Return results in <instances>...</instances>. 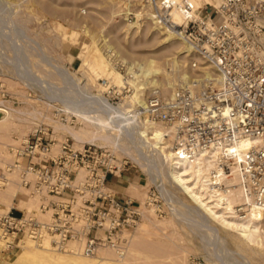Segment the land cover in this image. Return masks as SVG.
I'll return each mask as SVG.
<instances>
[{
  "label": "built area",
  "instance_id": "built-area-1",
  "mask_svg": "<svg viewBox=\"0 0 264 264\" xmlns=\"http://www.w3.org/2000/svg\"><path fill=\"white\" fill-rule=\"evenodd\" d=\"M146 2L156 21L188 45V67L187 79L180 80L172 97L160 88L149 89L137 117L167 128L171 149L179 156L246 136L257 139L240 156L231 155L239 160L235 164L245 192L263 203L264 0H221L218 7L205 6V12L200 8L196 15L184 0L178 5L180 23L173 21L172 0ZM54 141L53 130L39 124L21 146L6 145L9 160L0 151V190L15 171L18 184L39 202L37 210L27 214L15 198L14 205L0 214V249L12 252L30 238L38 245L48 240L56 251L71 250L75 243L86 257L104 247L123 256L143 212L136 199L118 197L108 184L110 176H121L125 164L97 145L76 148L68 137L59 142L60 152L52 154ZM79 169L85 175L76 182Z\"/></svg>",
  "mask_w": 264,
  "mask_h": 264
},
{
  "label": "rangeland",
  "instance_id": "rangeland-1",
  "mask_svg": "<svg viewBox=\"0 0 264 264\" xmlns=\"http://www.w3.org/2000/svg\"><path fill=\"white\" fill-rule=\"evenodd\" d=\"M201 3V8L208 7L204 0ZM145 6H150L145 0H0V101L13 106L35 102L42 112L53 115L57 121L72 127L88 126L77 111L72 114L70 110L117 106L132 94L129 84L118 87L109 83L114 92L100 86L109 81L93 72L102 54L127 78H130L128 66L138 71L148 61H156L161 70L156 76L159 82L168 85V75L177 85L187 78V58L177 50L179 47L183 50L186 44L181 40L164 43L165 37L150 19L152 7L144 10ZM175 8L178 10L177 4ZM141 13L143 16L135 24L136 16ZM120 65L125 66L123 70H119ZM160 89L164 95H171ZM39 124L53 130L47 121ZM32 128L35 126L26 129L24 134L7 132L9 137L1 138L0 143L20 145ZM88 128L93 130L94 126L90 127L89 123ZM53 132L55 145L66 137L75 143L70 135ZM128 132L126 137H131V131ZM102 148L110 151L114 161L125 164L118 179L126 180V186L132 182L141 190L140 196L134 195L131 189V194L128 193L141 205L143 217L147 216V219L141 217L131 234L127 255L120 258L116 252L111 259H124L126 264H264V249L246 245L235 234L225 232L208 219L205 225L210 226L209 230L199 232L192 225L195 220L187 215L194 211L191 202L163 173L165 166H159L162 170L159 174L149 158H142V153L137 155L140 162L152 166L161 180L159 186L151 183L142 166L127 153ZM3 155L7 160L10 158L6 153ZM27 197L29 206L21 207L25 212L36 209L39 204L30 194ZM19 251V248L12 252L0 249V264H6Z\"/></svg>",
  "mask_w": 264,
  "mask_h": 264
},
{
  "label": "bare ground",
  "instance_id": "bare-ground-1",
  "mask_svg": "<svg viewBox=\"0 0 264 264\" xmlns=\"http://www.w3.org/2000/svg\"><path fill=\"white\" fill-rule=\"evenodd\" d=\"M136 1L141 2L142 0ZM160 1L161 0H158L157 2L159 3ZM172 1L178 6L181 5L184 0ZM204 1L208 7H218L221 2V0L218 3L212 0ZM187 2L190 3L194 11L193 13L196 15L197 11L202 7L201 0H187ZM145 3L150 6H145L143 9H150L151 4L147 3L146 0ZM140 16H143V14H138L136 16L137 20ZM173 16L176 23L182 22L183 18L179 9L175 10ZM150 19L165 37L164 43L183 41L181 37L177 36V33L171 29H164L152 15ZM139 20L134 23L138 24ZM184 44L186 43L184 42ZM180 48L181 47L177 49L178 52L183 53L185 58H187L189 52L188 45L186 44V46H183V50ZM118 68L120 70V67ZM90 70H92V68ZM127 70V75L131 79L117 71L116 67L111 65V62L107 60L105 54H102L100 61L97 62V66L93 67L94 75L97 77L104 76L109 80L106 84H101V87H106L110 85L109 83L111 82L118 87L124 86L125 84H129L132 87V94L126 96L123 102L117 106L111 105L106 108L99 107L98 110H70L69 113L72 114H75L77 111L82 121L88 122V126L90 123V127L94 126L93 130H90L88 126H84L85 124L81 127H72L71 125H66L61 121H57L53 115H47L42 112L35 102H28V106H13L8 102L0 101V139L4 137L8 138L10 134H7V132L24 134L26 129L47 121L55 132L61 135H70L75 141L73 145L76 148H80L86 143H92L98 144L101 147L112 148L118 151V153H127L142 166L153 184L157 183V185L160 186L161 180L156 176L151 165L154 164V170L156 168L159 174L162 171L159 170V166H165L163 173L165 172L167 178L191 202L194 211L193 213L188 212L187 215L195 220L192 225L199 229V232L201 230H209L208 228L210 226L207 228V225H205L208 219L211 223H214L225 232L235 234L242 239L246 245L248 244L251 247L255 246L264 249V203L254 202L250 195L245 192L240 181L239 167L235 164L239 160L237 158L233 159L231 155L235 153L240 156L241 152L245 149L247 151L253 143H256L257 139L246 136V138L237 139L234 143L223 147L212 145L209 148L194 150L190 154H182L180 156L175 154L171 149V141L166 136L167 128L160 123L150 122L146 117L144 119L137 117V107L144 106L145 98L143 94L145 90L148 91L151 88L162 87L166 92H170L171 95H169V97H172L176 86V84H174V79H168V75H165L168 85L159 82L156 76L158 77V73L161 70L157 67L156 61L153 60L148 61L144 67L142 66L138 71L133 70L129 66ZM205 72L207 76H210L209 70H205ZM186 79L187 78H183V80ZM171 87L173 91L169 89ZM129 130L132 136L126 137ZM53 136L56 137L54 132ZM23 139L25 140V137H23ZM21 145L22 143L15 147ZM0 151L1 156H3L5 160H7L3 155L5 153L11 158L6 149V145L3 146V144H0ZM51 152L52 154H58L60 152V146L54 143L51 147ZM139 153L143 154L142 158H149L150 162H152L151 165L148 162H140L137 159ZM10 158H8V160ZM224 165H227L229 169H226ZM84 175V170L79 169L76 182L82 181ZM9 177L11 181L6 183L5 187L0 190L1 214L7 212L9 208L14 205L15 198L17 200L16 205L19 209L29 206L30 204L28 201L29 198L27 197L30 192L18 184L17 173L14 171L9 174ZM130 189L134 195L140 196L141 190L135 184H131ZM30 196L32 199L37 200L33 195ZM37 207L34 210H37ZM32 211L24 212L28 214ZM40 216L43 219L49 218L48 214H42ZM183 216H185V214ZM142 218L147 219L146 215L143 217V212ZM213 225L212 227L214 228ZM124 234L128 235L126 231H124ZM131 238L132 235L129 236V243L125 254L123 256L119 255L120 258L127 255ZM202 238L205 237L202 236ZM70 248L71 250L56 251L50 247L48 240L38 245L32 239L28 238L20 243V251L18 254L13 256L10 260H6L5 263L126 264L124 259H120V261L111 259L112 256L116 255V251L109 247L100 248L97 254L92 257H86L80 254L76 250L75 243H71ZM101 249H103V251L98 255ZM87 258L96 259L90 261Z\"/></svg>",
  "mask_w": 264,
  "mask_h": 264
},
{
  "label": "crops",
  "instance_id": "crops-1",
  "mask_svg": "<svg viewBox=\"0 0 264 264\" xmlns=\"http://www.w3.org/2000/svg\"><path fill=\"white\" fill-rule=\"evenodd\" d=\"M111 177L112 176L109 177L108 184L110 188L118 195V197L124 198L126 196H130L129 193L131 194V192L129 190L130 189L129 187L132 184V182H130V184L126 186V180H122V179L120 180L116 177L114 178Z\"/></svg>",
  "mask_w": 264,
  "mask_h": 264
}]
</instances>
